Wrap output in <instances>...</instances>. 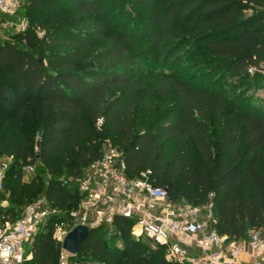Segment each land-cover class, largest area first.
Returning a JSON list of instances; mask_svg holds the SVG:
<instances>
[{
    "label": "trees",
    "instance_id": "trees-1",
    "mask_svg": "<svg viewBox=\"0 0 264 264\" xmlns=\"http://www.w3.org/2000/svg\"><path fill=\"white\" fill-rule=\"evenodd\" d=\"M130 1L147 11L157 32L125 28L128 12L109 14L108 0L22 1L16 17L27 14L29 25L0 40V157L11 158L0 218L14 221L41 196L71 208L75 179L109 143L122 151L128 175L148 170L170 201L202 207L212 194L218 234L244 240L250 229L264 232V103L240 109L241 97L223 87H201L177 74L149 81L139 75V58L150 47L156 63L168 65L181 63L191 43L228 63L232 74H247L264 61V0ZM114 17L123 23L114 24ZM36 160L54 176L47 185L39 175L23 179L24 166ZM64 218L47 221L23 264H58L60 242L52 235ZM70 258L74 264H177L162 247L134 239L129 222L119 218L112 232L90 229Z\"/></svg>",
    "mask_w": 264,
    "mask_h": 264
},
{
    "label": "built area",
    "instance_id": "built-area-1",
    "mask_svg": "<svg viewBox=\"0 0 264 264\" xmlns=\"http://www.w3.org/2000/svg\"><path fill=\"white\" fill-rule=\"evenodd\" d=\"M22 1L0 0V14L16 17ZM102 122L99 118L97 126ZM10 162V157H0V192ZM25 167L29 173L34 171L31 164ZM62 183L69 185L70 179ZM74 186L76 202L69 209L52 206L41 196L27 204L14 221L0 218V264H23L36 234L51 217L63 214L64 220L53 230L60 242L58 264H74L71 254L61 247L73 227L103 225L112 232L118 218L129 222L134 239L162 247L165 259L177 264H236L239 253L264 247V232L259 229H250L244 240L225 243L228 236L218 234L213 226L212 194L202 207L184 200L170 201L166 189L155 184L148 170L128 175L122 151L109 143L103 146L101 156L83 169Z\"/></svg>",
    "mask_w": 264,
    "mask_h": 264
},
{
    "label": "rangeland",
    "instance_id": "rangeland-1",
    "mask_svg": "<svg viewBox=\"0 0 264 264\" xmlns=\"http://www.w3.org/2000/svg\"><path fill=\"white\" fill-rule=\"evenodd\" d=\"M66 3L64 2L63 5ZM109 14L116 13V9H124L127 11L125 21L127 23L125 28L136 32L139 28H151L154 32H157V27L147 19V11L142 10L137 3H132L130 0H108ZM36 18H43V14L34 13ZM114 16H117V15ZM113 18V23H123V18ZM127 19V20H126ZM30 23V18L27 14H23L20 17H9L0 14V40L11 39L13 34L23 31ZM173 27H179V23L176 20L172 22ZM40 34V29H36ZM137 33V32H136ZM140 41L148 42L146 35L140 36ZM198 50V54L196 51ZM143 56L139 58L141 61L139 75L142 79L151 80L155 79L158 75L162 74H177L182 79L184 78L190 83L195 85H201V87H223L229 96H240L241 100L240 109H242L245 103H252V101L259 100L264 103V61L260 62L257 66H250L247 74L236 76L227 70L228 63H222L217 59H209L211 54L205 51L202 44H187L183 47L181 55L183 61L181 63L168 65L157 64L158 59L156 49L150 47L144 51ZM39 136L34 134V141ZM34 151L38 149L34 145ZM34 171L32 173L27 172L26 165L23 168V179L31 177L33 175H39V179L42 180L44 185H47L51 178H54L53 174H48L47 169L42 162L36 160L33 164ZM63 173L59 174L62 177ZM61 222V221H60ZM56 227H54V230ZM55 232H53L54 235ZM52 235V236H53ZM56 240V237L53 236ZM143 239V238H140ZM138 240V239H137ZM147 245H150L145 239H143ZM116 246H121V240L117 239ZM191 255H197V253H191ZM29 259V258H28ZM186 264H191L190 262Z\"/></svg>",
    "mask_w": 264,
    "mask_h": 264
},
{
    "label": "water",
    "instance_id": "water-1",
    "mask_svg": "<svg viewBox=\"0 0 264 264\" xmlns=\"http://www.w3.org/2000/svg\"><path fill=\"white\" fill-rule=\"evenodd\" d=\"M91 228L85 225H76L63 238L61 247L63 250L71 255L76 254L79 245L88 235ZM231 238H227L225 243L229 242Z\"/></svg>",
    "mask_w": 264,
    "mask_h": 264
},
{
    "label": "crops",
    "instance_id": "crops-1",
    "mask_svg": "<svg viewBox=\"0 0 264 264\" xmlns=\"http://www.w3.org/2000/svg\"><path fill=\"white\" fill-rule=\"evenodd\" d=\"M10 17V16H9ZM0 206L6 207L7 202L0 199ZM193 252H197L193 250ZM31 254L28 253L26 258H30ZM236 264H264V247L258 251L241 252L235 258Z\"/></svg>",
    "mask_w": 264,
    "mask_h": 264
}]
</instances>
